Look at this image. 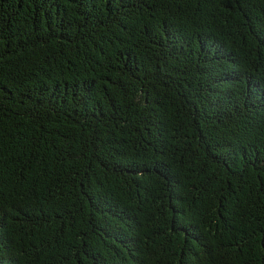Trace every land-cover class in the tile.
Instances as JSON below:
<instances>
[{
	"label": "trees",
	"instance_id": "trees-1",
	"mask_svg": "<svg viewBox=\"0 0 264 264\" xmlns=\"http://www.w3.org/2000/svg\"><path fill=\"white\" fill-rule=\"evenodd\" d=\"M0 264H264V0H0Z\"/></svg>",
	"mask_w": 264,
	"mask_h": 264
}]
</instances>
